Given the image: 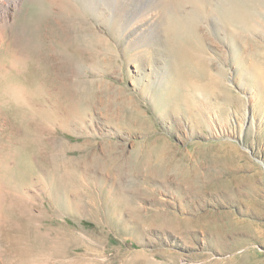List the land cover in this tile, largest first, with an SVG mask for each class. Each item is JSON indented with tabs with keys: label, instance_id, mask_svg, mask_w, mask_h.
<instances>
[{
	"label": "rangeland",
	"instance_id": "374dc122",
	"mask_svg": "<svg viewBox=\"0 0 264 264\" xmlns=\"http://www.w3.org/2000/svg\"><path fill=\"white\" fill-rule=\"evenodd\" d=\"M157 3L168 39L203 48L205 71L184 66L195 116L154 108L138 34L90 0H0V264H264V0Z\"/></svg>",
	"mask_w": 264,
	"mask_h": 264
},
{
	"label": "bare ground",
	"instance_id": "6f19581e",
	"mask_svg": "<svg viewBox=\"0 0 264 264\" xmlns=\"http://www.w3.org/2000/svg\"><path fill=\"white\" fill-rule=\"evenodd\" d=\"M138 1L139 0H135V2H138ZM157 1L158 0H142V3H139V5L137 6L138 10H135L134 12H127L126 10H123V7H122L123 3H124L123 0H90V2L92 4H94V6L96 5L98 7V9H100V13H102L104 16H106V14H108V16L111 17V19H115V23L117 24L116 25L114 23L115 27H118V29H120L121 27H124V28H122V30L124 29V32L125 33L128 32V34L129 33L138 34L137 40L134 44L135 45L134 47H136V49L132 55V58H130V59H132L133 63L136 64V67L138 68V70L139 69L142 70V69H145V67L146 68L148 67V69H150L148 71V74L155 77V80L149 81L148 84L146 82L145 84H147V85L144 88L142 87L143 92H147V91H148V93L150 92L149 98H150V101L153 102L154 108L161 109L162 106L160 104L169 105V103L172 104V102H173L175 104L176 108L178 109L179 103H180L179 101H177V98H178L181 101H183L184 103H186L187 104L186 106L192 110L193 109L192 104L194 103V101H191V97L189 96V93L191 91V90H189V86L191 85L192 90H193V87L195 86L196 82H197V85H199L200 81L197 80V78H194L193 80L195 82H193V81L189 82V77L185 76L186 74H184V68H185L184 66L186 63L194 64V66H196V67H197V65L201 66L202 62L204 61L202 58L204 55V51H203V48H200V49L198 48L199 51H197V49H194L195 46H192V45L183 47L180 44H177L175 41H173V38L172 39L170 38L171 40L168 39L170 34L172 35L173 33L165 35L163 32L166 30L165 29L166 25H164V23H155L153 21L155 19V16H156L157 10H158L157 6L159 3H157ZM218 1L220 2V0H218ZM1 2H2V0H1ZM80 3H82V2H80ZM83 3L86 4L87 2L86 3L83 2ZM219 4H217V12L222 14V17L225 18L226 17V11L222 7V5H219ZM133 7H135V6H133ZM94 8H96V7H94ZM119 11H120V13H119ZM2 15L3 14L0 13V41L2 40V37L4 36L5 26H8V24H9L6 19L2 18L3 17ZM164 17H165V20H167L166 13L164 14ZM111 29H113V28H111ZM198 30H199V27L197 24H195L193 27L192 26L190 27L189 32H190L191 38L190 39L188 38L190 41H192V39H195V41H196V38L199 35ZM140 32H144V33H140ZM161 34H163L165 36V39L160 37ZM120 37H118V38H120ZM114 38H115V36H114ZM128 53H129V51H128ZM158 56H160V58L162 60L161 64L163 66L162 68L164 70V74L162 73L163 71L162 72L159 71L158 67L157 68L155 67V65L153 64L152 61L150 62L151 59L158 57ZM195 64H197V65H195ZM189 66L187 65V67H189ZM1 69H4V66L2 67V65H0V72H1ZM198 69L199 68H197L196 70H198ZM189 70L190 69H188L186 71H189ZM196 70H194V71H196ZM191 71H193V70H191ZM194 71H193V76L195 74ZM204 71H205V69H204ZM190 73L191 72H188V74H190ZM157 74L160 75L159 80L156 78ZM183 75L186 77L188 82H184L185 79L183 78L184 77ZM204 75H206V74L203 73V77H204ZM209 75H210V73H209ZM203 77H201V78H203ZM211 81L212 82H219L217 80V78H216V81H214V80H211ZM152 84H155V86ZM162 84H163V86H162ZM204 84H205V82L203 81L201 86L202 85L204 86ZM0 86H1V84H0ZM153 87H155V89H153ZM7 90H8V93L13 95L15 93V86L10 84L8 86ZM163 90L165 91V94H166L164 96V97H166L165 102H163V100L160 99V96H161L160 94H162L161 92ZM222 107L223 106H221L219 104L215 105V106L213 104H209V105L204 107L206 110H208L207 115H208V120L210 123L209 125H211V127L214 128V131L216 129V131L219 133L227 132V126L224 123L225 120L223 118H221ZM189 109H188L189 114H191V115H189V117H191L194 115V113H193V110L191 111ZM192 118H194V117H192ZM5 162H7V161H6L5 157L3 156V154L0 150V195L3 193V185H4L2 182L3 170L9 168V165L5 164ZM59 175H60V179H61V177H62L61 173H59ZM51 197H52L53 203L56 206L55 208L59 212L64 211L66 200H65L64 189H63L61 182L54 184V186L52 188V196Z\"/></svg>",
	"mask_w": 264,
	"mask_h": 264
}]
</instances>
